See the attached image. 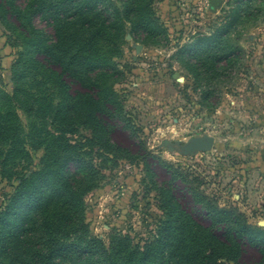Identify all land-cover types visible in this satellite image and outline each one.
Wrapping results in <instances>:
<instances>
[{
  "label": "rangeland",
  "instance_id": "374dc122",
  "mask_svg": "<svg viewBox=\"0 0 264 264\" xmlns=\"http://www.w3.org/2000/svg\"><path fill=\"white\" fill-rule=\"evenodd\" d=\"M79 2L80 9L67 4L60 17L53 9L43 19L26 0H0L22 4V20L32 13V37L55 47L81 79L79 85L65 77L70 89L61 95L54 74L32 62L30 45L0 10V87L18 91L15 106L30 152L26 175L36 183L43 168H58L60 158L75 154L91 165L81 183L84 233L108 249L125 236L128 264L167 217L161 189L172 178L168 164L179 203L195 221L190 230L198 233L210 221L182 180L198 200L250 221L264 199L261 139L254 131V116L264 109V0H221L216 8L210 0ZM73 40L85 43L79 53ZM86 94L101 110L97 119ZM195 139L214 143L191 150ZM47 177V196L54 203L65 199L60 175ZM12 182L0 180V210L16 192L19 181ZM245 249L247 264L264 256L256 247Z\"/></svg>",
  "mask_w": 264,
  "mask_h": 264
},
{
  "label": "trees",
  "instance_id": "16d2710c",
  "mask_svg": "<svg viewBox=\"0 0 264 264\" xmlns=\"http://www.w3.org/2000/svg\"><path fill=\"white\" fill-rule=\"evenodd\" d=\"M26 1L24 6L35 14L42 15L43 19L50 18L53 9L57 10L60 17L67 4L81 8V5L78 6L79 0ZM51 1L57 3L51 4ZM87 3L90 6L92 0H87ZM20 5L22 4H0V10L10 14V19H14L9 21L8 25L25 37L34 52L32 62L53 73L54 84L59 88V93L66 94L70 86L65 77H69L71 83L80 85L79 75L66 68L63 56L55 47L52 48L41 39L32 37L34 29L31 20L27 18L32 17V13L26 14V19L23 15L22 20L19 16ZM77 8L73 9L76 11ZM53 25L57 31L62 30L60 23L54 22ZM73 41L80 43L78 40ZM58 43L60 44V40ZM77 43L76 52L79 53L84 49L85 43L79 46ZM77 58L78 55L74 54L69 61L73 63ZM17 92L15 89V92L10 94L0 87V180L12 182L17 178L19 181L10 202L5 209L0 210V264H95L94 258L101 260L100 264H128L124 259L127 245L122 237L125 236L120 235L121 238L116 242L118 246L108 249L96 238L88 237L84 233L81 183L87 178L91 165H87L75 154L60 158L63 162L58 168H43L37 173L39 181L36 183L26 175L30 152L15 106L18 102ZM83 97L84 101L90 104L87 109L90 115L94 119L99 118L101 110L95 105L93 95L86 94ZM72 163L75 164L74 169L69 167ZM65 167L67 170L64 172ZM167 167L172 178L161 189L167 217L144 249L133 252L136 258L132 264H218L221 259L245 264L244 254L247 246L256 247L262 256L264 255V227L252 224L243 214L210 206L204 198L198 200L200 195L196 194L188 181L182 180L184 190L200 204L205 218L210 221V225L202 226L198 233L190 230L189 222L195 221L179 203L175 168L170 164ZM52 172L60 175V188L65 192V199L56 203L44 190L51 186L47 176ZM61 224L67 225L63 234L58 231ZM262 259L248 264H264Z\"/></svg>",
  "mask_w": 264,
  "mask_h": 264
},
{
  "label": "crops",
  "instance_id": "0c3cea01",
  "mask_svg": "<svg viewBox=\"0 0 264 264\" xmlns=\"http://www.w3.org/2000/svg\"><path fill=\"white\" fill-rule=\"evenodd\" d=\"M263 64L262 68L264 71V54H263ZM255 121H257L256 128L254 129L255 134L261 139L259 142L260 149H259V158L262 165H264V109L258 110L257 114L254 116ZM262 199V198H261ZM261 203L263 204L261 209L258 210V212L253 214V218H251L250 222L252 224H257L259 226L264 227V225H260V221H264V199L261 200Z\"/></svg>",
  "mask_w": 264,
  "mask_h": 264
},
{
  "label": "water",
  "instance_id": "95a60500",
  "mask_svg": "<svg viewBox=\"0 0 264 264\" xmlns=\"http://www.w3.org/2000/svg\"><path fill=\"white\" fill-rule=\"evenodd\" d=\"M221 3V0H210L211 8H216ZM140 47V46H139ZM213 140L207 139V140H200L195 139L190 144L191 150H197V149H210L213 146ZM260 225H264V221H260Z\"/></svg>",
  "mask_w": 264,
  "mask_h": 264
}]
</instances>
